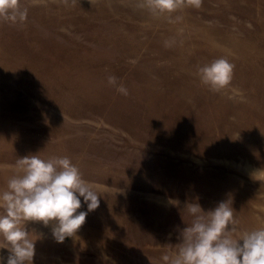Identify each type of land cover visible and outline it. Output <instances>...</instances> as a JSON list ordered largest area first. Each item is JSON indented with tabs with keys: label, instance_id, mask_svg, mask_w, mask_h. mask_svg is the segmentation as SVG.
<instances>
[{
	"label": "rangeland",
	"instance_id": "rangeland-1",
	"mask_svg": "<svg viewBox=\"0 0 264 264\" xmlns=\"http://www.w3.org/2000/svg\"><path fill=\"white\" fill-rule=\"evenodd\" d=\"M19 9L24 20L0 18V165L66 156L101 196L63 242L29 222L33 264H164L192 202L228 201L241 230L264 227V0L163 14L143 0ZM218 58L233 79L213 92L197 69ZM10 174L0 168V190Z\"/></svg>",
	"mask_w": 264,
	"mask_h": 264
},
{
	"label": "clouds",
	"instance_id": "clouds-1",
	"mask_svg": "<svg viewBox=\"0 0 264 264\" xmlns=\"http://www.w3.org/2000/svg\"><path fill=\"white\" fill-rule=\"evenodd\" d=\"M154 13H172L187 3L199 8L201 0H143ZM19 0H0V18L24 20ZM234 65L218 58L197 69L202 84L213 92L229 89ZM117 78L109 77L116 85ZM117 91L127 94L121 85ZM11 168L6 187L0 190V264H33L35 241L29 222L50 226L53 237L63 242L75 237L89 212L100 205V195L68 157L43 160L37 155L19 158ZM82 198V200H81ZM83 204L87 211H78ZM192 217L180 232V243L162 256L164 264H264V227L241 230L228 201L205 211L198 202L185 206ZM239 233V235H236Z\"/></svg>",
	"mask_w": 264,
	"mask_h": 264
}]
</instances>
